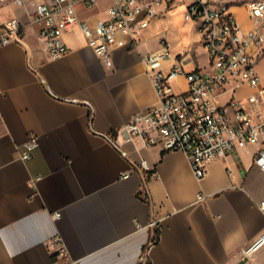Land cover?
I'll return each mask as SVG.
<instances>
[{
    "label": "crops",
    "instance_id": "0c3cea01",
    "mask_svg": "<svg viewBox=\"0 0 264 264\" xmlns=\"http://www.w3.org/2000/svg\"><path fill=\"white\" fill-rule=\"evenodd\" d=\"M45 1L0 7V25L10 18L24 25L20 42L0 44V264H264V245L249 260L239 258L264 231V171L255 162L264 137L213 161L198 180L182 151L148 147L125 131L135 114L159 105L143 57L163 40L171 52L166 67L182 60L185 72L212 71L198 22L199 39L185 43L180 26L159 32L154 18L111 49V65L74 28L63 35L68 52L53 59L30 19ZM247 1L230 8L243 31L254 27ZM112 2L77 5V13L93 25ZM251 51L264 55V45ZM172 85L176 93L188 87L183 75ZM251 92L231 81L220 103ZM32 134L39 145L24 162L20 147ZM142 159L151 172L138 168ZM200 192L208 195L203 202ZM154 220L159 229L150 226ZM56 236L69 259L50 250Z\"/></svg>",
    "mask_w": 264,
    "mask_h": 264
},
{
    "label": "built area",
    "instance_id": "2783aa9c",
    "mask_svg": "<svg viewBox=\"0 0 264 264\" xmlns=\"http://www.w3.org/2000/svg\"><path fill=\"white\" fill-rule=\"evenodd\" d=\"M8 0H0L1 3ZM106 10L107 18L95 24L79 17L76 6L90 7L98 0H50L37 4L31 23L44 39L50 58L57 59L68 52L63 35L74 28L84 34L98 57L112 64L111 49L126 45L149 27L151 21L169 7L164 0H112ZM186 20L198 22V29L212 64L211 72H185L182 60L166 67L171 59L169 43L162 41L161 49L143 57L159 105L135 114L125 126L128 139L142 138L148 147L161 144L164 151H182L188 158L195 177L202 180L208 166L225 158L236 148L258 144L264 137V82L256 71L252 48L264 45V0H248L246 8L254 27L243 31L230 11L234 0H187ZM22 0H18L21 3ZM24 25L10 18L0 25V44L21 41ZM187 81V90L176 93L172 81L179 76ZM234 81L237 87L247 84L252 92L243 99L233 98L221 105L220 95ZM39 145L32 134L20 147V159L27 162ZM256 164L264 171V148L255 155ZM144 173L151 172L145 159L137 164ZM126 173L123 177H128ZM40 177H38L39 179ZM208 198L204 192L198 202ZM264 213V200L258 203ZM60 214H56L58 217ZM150 226L159 229V221ZM264 245V231L249 246L242 248L240 260H249ZM50 250L69 259V252L60 236L49 244Z\"/></svg>",
    "mask_w": 264,
    "mask_h": 264
},
{
    "label": "rangeland",
    "instance_id": "374dc122",
    "mask_svg": "<svg viewBox=\"0 0 264 264\" xmlns=\"http://www.w3.org/2000/svg\"><path fill=\"white\" fill-rule=\"evenodd\" d=\"M166 3L171 4L170 9L161 14L160 16L156 17L154 20V26L156 31H163L164 28L169 27L173 29L175 27L180 26V34L181 39L186 42L188 39V43L190 39L194 40L195 42L199 39V34L195 30L196 22L191 20L190 22H185L184 15L188 12V1L187 0H164ZM157 23V25H156ZM177 29V28H176ZM197 47L199 48L200 55L199 58L203 63L207 62V53L205 52V48L202 44H198ZM254 64L256 71L264 76V55H257L254 58Z\"/></svg>",
    "mask_w": 264,
    "mask_h": 264
}]
</instances>
